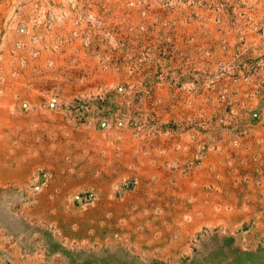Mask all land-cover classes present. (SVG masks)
<instances>
[{
  "label": "rangeland",
  "instance_id": "1",
  "mask_svg": "<svg viewBox=\"0 0 264 264\" xmlns=\"http://www.w3.org/2000/svg\"><path fill=\"white\" fill-rule=\"evenodd\" d=\"M0 264H264V0H0Z\"/></svg>",
  "mask_w": 264,
  "mask_h": 264
}]
</instances>
